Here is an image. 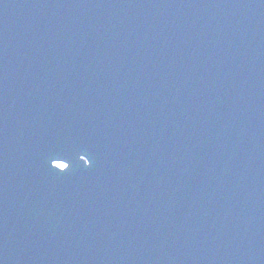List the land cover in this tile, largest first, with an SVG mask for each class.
Segmentation results:
<instances>
[{
    "label": "water",
    "instance_id": "95a60500",
    "mask_svg": "<svg viewBox=\"0 0 264 264\" xmlns=\"http://www.w3.org/2000/svg\"><path fill=\"white\" fill-rule=\"evenodd\" d=\"M0 264H264V0H0Z\"/></svg>",
    "mask_w": 264,
    "mask_h": 264
},
{
    "label": "snow or ice",
    "instance_id": "6c2138e0",
    "mask_svg": "<svg viewBox=\"0 0 264 264\" xmlns=\"http://www.w3.org/2000/svg\"><path fill=\"white\" fill-rule=\"evenodd\" d=\"M55 168H60L62 171L61 172H64L67 170V166H65L64 164L62 163H58L56 164Z\"/></svg>",
    "mask_w": 264,
    "mask_h": 264
}]
</instances>
